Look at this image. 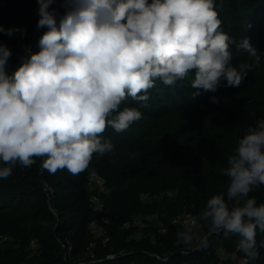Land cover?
Returning a JSON list of instances; mask_svg holds the SVG:
<instances>
[{
    "label": "clouds",
    "instance_id": "9594fccd",
    "mask_svg": "<svg viewBox=\"0 0 264 264\" xmlns=\"http://www.w3.org/2000/svg\"><path fill=\"white\" fill-rule=\"evenodd\" d=\"M37 0L40 51L24 59L11 75L12 55L0 43V178L19 164L29 167L34 157L50 173L84 171L93 154L113 151L103 138L106 127L126 131L143 113L124 107L131 98L148 106L156 80L174 86L194 74L192 97L239 87L261 56L248 37L239 42L222 30L214 0ZM26 34L19 28L0 33ZM248 54L251 63L232 64L231 45ZM219 103L217 97H210ZM222 174L226 193L213 195L192 220L208 232L198 247H208L207 235L237 236L242 264L260 258L257 230L264 232V202L255 192L264 186V119L249 125L234 152L226 157ZM195 234L178 232L176 244L191 246ZM259 247H264V241Z\"/></svg>",
    "mask_w": 264,
    "mask_h": 264
},
{
    "label": "trees",
    "instance_id": "16d2710c",
    "mask_svg": "<svg viewBox=\"0 0 264 264\" xmlns=\"http://www.w3.org/2000/svg\"><path fill=\"white\" fill-rule=\"evenodd\" d=\"M214 3L222 30L236 42L248 37L264 55V0ZM51 7L61 15L65 12L61 0ZM38 20L37 0H0V25L26 30L24 35L16 32L11 37L0 33V43L12 52L6 67L8 75L40 51L39 39L47 28L38 29ZM230 47L232 64L248 58L235 43ZM193 78L190 74L174 86L157 79L149 90L147 107L130 97L122 102L119 110L137 107L142 118L123 132L106 127L102 136L113 144V151L103 156L94 153L88 167L79 174L73 175L67 169L50 173L41 167L42 158L34 157L31 166L17 164L8 178H0V264H236L243 256L236 249L237 236L225 239L222 234H210L204 250L178 246V226L172 219L182 213L197 217L209 198L226 193L228 178L222 174L226 157L246 134V126L263 118L254 111L247 91L240 85L231 90L232 112L226 121L232 122L229 127L220 128L219 121L207 119L201 128V121L186 119L184 114L211 101L215 93L201 90L193 98ZM244 126L246 129H239ZM158 127L174 136L157 134ZM129 150L130 163L124 158ZM91 169L106 179L107 190L100 193L102 212L93 207L86 186ZM160 192L162 196L158 197ZM250 195L258 203L264 202V186ZM102 215L109 218L105 226L110 239L104 243L97 238L91 256L89 244L94 236L90 224L93 220L101 222ZM153 215L157 217L144 219L148 223L144 227L125 226L134 218ZM161 225L166 231L159 230ZM198 232L207 234L208 229L195 228L193 234ZM32 240L36 241L35 248ZM256 241L260 258L250 264H264V247H259L264 232L257 230ZM218 247L235 257L224 260Z\"/></svg>",
    "mask_w": 264,
    "mask_h": 264
},
{
    "label": "rangeland",
    "instance_id": "374dc122",
    "mask_svg": "<svg viewBox=\"0 0 264 264\" xmlns=\"http://www.w3.org/2000/svg\"><path fill=\"white\" fill-rule=\"evenodd\" d=\"M261 56V63L259 66H254L253 69L248 73V76L244 79L243 83L241 84L245 90L247 91L250 103L254 109V111L264 119V55ZM252 61L249 58L243 60H237L233 64V66L238 67L241 63H251ZM232 87H220L215 92V97L219 100V103H212L211 101L205 102V104L196 107L190 110L188 113H185V117L190 118L191 121H201L198 124L201 128V125H204V122L207 123L208 120L216 119L220 123V128L223 125L229 127L232 122H226L231 114L232 110V95H231ZM220 114L223 118H216ZM207 120V121H206ZM248 124L246 128L249 126ZM244 127H240L239 129H246ZM238 129V128H237ZM157 134L161 135H169L173 137L174 134L165 130L163 127H158ZM125 160L130 163L132 161V153L131 151H127L124 155ZM162 193L160 192L157 196L161 197ZM209 237V236H208ZM207 237V240H208ZM216 239V238H215ZM217 240V239H216ZM218 241V240H217ZM216 241V242H217ZM2 239L0 238V243ZM218 246H220L218 244ZM222 247H218V252L220 255V251H222Z\"/></svg>",
    "mask_w": 264,
    "mask_h": 264
},
{
    "label": "built area",
    "instance_id": "2783aa9c",
    "mask_svg": "<svg viewBox=\"0 0 264 264\" xmlns=\"http://www.w3.org/2000/svg\"><path fill=\"white\" fill-rule=\"evenodd\" d=\"M86 186L89 188V190L91 191V203L93 205V207L95 208V210L102 212L104 210V202L100 196V193L104 192L107 190L106 187V179L96 170V169H91L89 171L88 174V180H87V184ZM148 195L145 194L143 196V198H147ZM156 215L153 216H147V217H138V218H134L131 221H128L125 223V226H130V225H136V226H140V227H144L145 225H148V223L144 220L146 218L151 219V218H156ZM195 217L192 216L191 214H187V213H182L180 215L175 216L172 219V223L178 226V231L179 232H184V231H188L190 233H193L195 228L201 229L202 228V224L200 222H198L197 224H193L192 220ZM109 223V218L107 215H102L101 216V222H98L97 220H93L90 224L94 239L90 242L89 244V254L91 256H94V252H93V248H95L96 246V239L97 238H102L104 243H107L110 239V237L107 235V230H106V226L105 224ZM159 230L161 232L166 231V228L164 226H160ZM205 235V233H196L195 234V240L193 242V244L191 246L188 247H196L198 246V241L203 238V236ZM210 235V234H209ZM207 235V237L209 236ZM154 239V238H153ZM31 246L33 248H35L36 246V241L32 240L31 241ZM63 246L66 247V244H63ZM68 250H71L72 246L69 245ZM110 257L113 256V254L109 255ZM220 256L224 259V260H229L230 258H234L235 254H233L230 251H227L225 249H223L222 251H220ZM236 264H242V257H240L239 259H237Z\"/></svg>",
    "mask_w": 264,
    "mask_h": 264
}]
</instances>
